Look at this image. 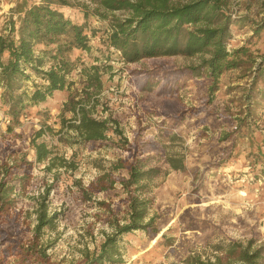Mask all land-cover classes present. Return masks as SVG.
I'll return each mask as SVG.
<instances>
[{"label": "rangeland", "instance_id": "obj_1", "mask_svg": "<svg viewBox=\"0 0 264 264\" xmlns=\"http://www.w3.org/2000/svg\"><path fill=\"white\" fill-rule=\"evenodd\" d=\"M20 1L0 0V29ZM34 1L27 0L28 4ZM185 1L171 0L173 4ZM71 3L73 7L61 10L73 22L86 23L90 51L72 50L65 56L73 60L81 55L85 65L94 63L106 71L93 116L116 120L122 135L109 133L107 140L83 144L70 139L73 132L68 129L56 133L62 118L72 117L65 103L70 93L82 88L79 68L68 75L75 82L71 88L53 92L44 102L26 104L14 120L6 114L0 86V162L23 156L32 161L28 180L16 195L18 235L24 240L31 237L39 195L49 189L47 210L56 212L57 218L53 229L41 233L40 244L52 262L76 264L82 250L93 251L102 243V231L111 232L107 213L97 201L111 203L123 222L125 194L118 181L127 174L111 171L110 165L136 155L145 171L155 169L143 183L148 216H156L160 231L157 236L141 230L122 235L121 262L116 264H192L194 257L213 260L232 242L260 248L258 261L264 264V73L260 74L264 29L254 32L255 24L264 18V0H231L234 13L246 16L234 19L227 46L230 52L239 51L240 65L225 71L215 83L204 76L192 78L186 67L196 64L195 58L124 63L120 52L109 45L111 15L99 19L90 12L84 18V8L92 11L95 0ZM51 63L46 58L44 68ZM30 75L23 83L29 91L34 82L41 83L34 73ZM163 82L166 86L161 90ZM40 128L44 132L36 142L48 145L52 161L37 162L30 145ZM124 140L134 155L120 148ZM168 154L182 156L185 170L171 169ZM105 173L116 181L112 188L90 191L86 194L90 200H85L80 188L96 183Z\"/></svg>", "mask_w": 264, "mask_h": 264}, {"label": "trees", "instance_id": "obj_2", "mask_svg": "<svg viewBox=\"0 0 264 264\" xmlns=\"http://www.w3.org/2000/svg\"><path fill=\"white\" fill-rule=\"evenodd\" d=\"M95 4L92 11L84 8V18L90 12L99 19L111 15L109 45L120 52L126 64L162 57L195 58L197 63L186 67L192 78L204 76L213 83L225 71L240 65L236 59L239 51L230 52L227 46L234 19L240 21L246 16L238 17L234 13L231 0H186L180 4H173L171 0H95ZM73 6L71 0H37L31 4L21 0L12 9L11 16L0 29V86L6 114L12 120L18 119L26 104L44 102L53 92L71 88L75 82L69 81L68 75L79 68L82 88L70 93L65 103V109L72 117L62 118V127L56 133L68 129L73 132V137L69 138L83 144L107 140L109 133L121 137L122 132L116 120L93 116L97 111L106 71L101 65H85L81 55L73 60L65 56L72 50H78L80 54L90 51L86 23L73 22L61 10L62 7ZM114 12H123L125 15H112ZM262 29L264 18L255 24L254 32ZM37 48H40L39 52ZM46 58L52 62L48 68H44ZM93 60L99 61L97 58ZM104 67L111 70L110 65ZM30 73L40 78L41 83L34 82L29 91L23 88V83L30 80ZM262 73L264 69L260 70ZM165 86L163 82L161 90ZM214 87L211 86L212 91ZM169 90L174 92L172 87ZM43 132V128L37 130L30 141L37 162L52 161L53 153L48 145L36 142ZM123 143L120 148L134 155L135 150L131 146L126 147L127 140ZM166 161L173 170L186 168L180 155L168 154ZM31 167L32 161L25 156L0 162V264H58L51 261L40 244L41 233L45 228L53 229L57 218L56 212L49 213L47 210L49 189L39 195L31 237L24 240L18 235L19 212L14 209L16 195L17 191L24 188ZM46 168L49 170L51 165ZM110 170H124L127 174V177L118 181L125 194L123 222L119 221L111 203L97 201L107 213L106 224L111 232L102 231V243L93 251L87 248L82 250L81 259L76 264L120 263L118 241L122 235L141 230L157 236L160 231L156 216H148L149 198L143 183L155 169L145 171L135 155L130 159L112 162ZM109 176V173L102 174L96 183L90 182L87 187L80 188L85 200H90V196L86 195L90 191L104 192L112 188L116 181ZM107 177L110 178L109 185L105 182ZM259 255L260 248L252 250L250 242L245 246L240 242H232L222 255H217L213 260L194 257L192 264H260Z\"/></svg>", "mask_w": 264, "mask_h": 264}]
</instances>
